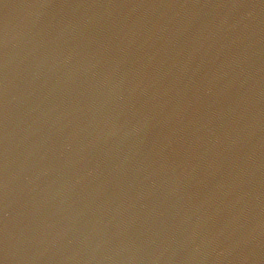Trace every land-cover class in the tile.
Listing matches in <instances>:
<instances>
[{"label": "water", "instance_id": "water-1", "mask_svg": "<svg viewBox=\"0 0 264 264\" xmlns=\"http://www.w3.org/2000/svg\"><path fill=\"white\" fill-rule=\"evenodd\" d=\"M0 264H264V0H0Z\"/></svg>", "mask_w": 264, "mask_h": 264}]
</instances>
